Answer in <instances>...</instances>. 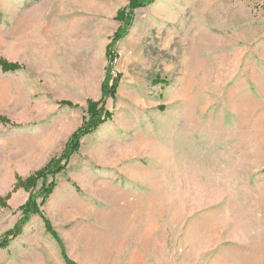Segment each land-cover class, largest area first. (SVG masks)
Returning a JSON list of instances; mask_svg holds the SVG:
<instances>
[{"label": "rangeland", "instance_id": "obj_1", "mask_svg": "<svg viewBox=\"0 0 264 264\" xmlns=\"http://www.w3.org/2000/svg\"><path fill=\"white\" fill-rule=\"evenodd\" d=\"M131 1L0 0V264H264V0Z\"/></svg>", "mask_w": 264, "mask_h": 264}, {"label": "trees", "instance_id": "obj_2", "mask_svg": "<svg viewBox=\"0 0 264 264\" xmlns=\"http://www.w3.org/2000/svg\"><path fill=\"white\" fill-rule=\"evenodd\" d=\"M153 1L154 0H132L129 10L134 11L135 9H139V8L144 7V6L150 5L153 3ZM121 16H124V12L121 13ZM128 20L130 21L128 26H130L132 19L128 18ZM121 32H123L122 34L125 35L126 30H122ZM117 36H118V34H116V37ZM114 44L110 45L109 53H108L109 57L111 59V64L114 63V61H115L114 54H112L113 48L115 47ZM112 69H113V67L110 65V67L107 71L108 73H107L106 81L103 84V95H104L103 98L105 97V99H107L108 97H112L116 94V91H117V89L119 87V83H120V76H118L116 78V80L114 81V83L112 85L110 84V81L112 79V71H113ZM88 114H89V118L87 120H85L83 126L73 135V137H72L71 141L69 142L64 154L60 158L54 160L49 165L47 170H45L41 173H38L36 176L29 178L26 181H23L22 186H24L28 190L35 189V188H37V181L40 178L45 177L47 172H48V174L49 173L53 174V173L58 172L61 169H63L62 163H65V165H67L70 158L75 153H77V151L79 150L80 140L83 137H86V136L91 135L94 132H96L102 125H104L106 122H108L113 117V114H111L109 111L106 110L105 104L103 103V101H101V102L89 101L88 102ZM51 192H52V187H50L48 189L43 188L41 190V192H40V194H42L41 204L37 203L39 196H32L31 197L30 201L23 207V218H22L20 224L17 225L13 230L6 233V235L4 236V239H2L0 241V249L7 248V246L9 245V243H11V241H13L18 236H20L21 231H22L21 230L22 227L26 223H28V221L30 220L32 215L36 214V215L42 216V212L40 210L41 206L44 204L46 198H48V196L51 194ZM45 223L47 225L48 230L53 234L54 237H56V234L52 231V228L46 219H45ZM66 262H67V264H74L67 259H66Z\"/></svg>", "mask_w": 264, "mask_h": 264}]
</instances>
